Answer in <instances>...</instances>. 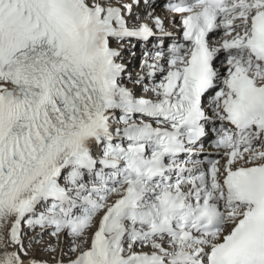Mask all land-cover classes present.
Returning <instances> with one entry per match:
<instances>
[{
    "label": "snow or ice",
    "instance_id": "obj_1",
    "mask_svg": "<svg viewBox=\"0 0 264 264\" xmlns=\"http://www.w3.org/2000/svg\"><path fill=\"white\" fill-rule=\"evenodd\" d=\"M0 264H264V0H0Z\"/></svg>",
    "mask_w": 264,
    "mask_h": 264
}]
</instances>
